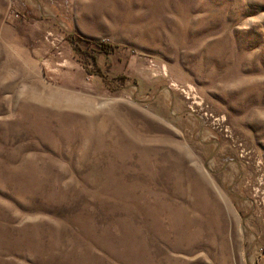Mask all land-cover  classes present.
Here are the masks:
<instances>
[{
    "label": "rangeland",
    "instance_id": "1",
    "mask_svg": "<svg viewBox=\"0 0 264 264\" xmlns=\"http://www.w3.org/2000/svg\"><path fill=\"white\" fill-rule=\"evenodd\" d=\"M0 264H264V0H0Z\"/></svg>",
    "mask_w": 264,
    "mask_h": 264
},
{
    "label": "trees",
    "instance_id": "2",
    "mask_svg": "<svg viewBox=\"0 0 264 264\" xmlns=\"http://www.w3.org/2000/svg\"><path fill=\"white\" fill-rule=\"evenodd\" d=\"M94 44H95L97 47H99L102 51L107 52V49H109V47H108V48L105 47V46H108V44H107L106 42H101V41H99V42H94Z\"/></svg>",
    "mask_w": 264,
    "mask_h": 264
}]
</instances>
